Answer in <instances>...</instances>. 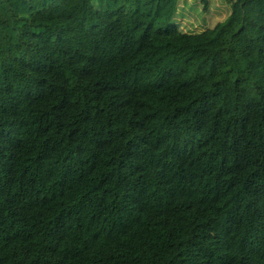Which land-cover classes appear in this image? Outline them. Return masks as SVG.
Instances as JSON below:
<instances>
[{
  "label": "trees",
  "instance_id": "trees-1",
  "mask_svg": "<svg viewBox=\"0 0 264 264\" xmlns=\"http://www.w3.org/2000/svg\"><path fill=\"white\" fill-rule=\"evenodd\" d=\"M179 5L0 0V264H264V0Z\"/></svg>",
  "mask_w": 264,
  "mask_h": 264
},
{
  "label": "rangeland",
  "instance_id": "rangeland-1",
  "mask_svg": "<svg viewBox=\"0 0 264 264\" xmlns=\"http://www.w3.org/2000/svg\"><path fill=\"white\" fill-rule=\"evenodd\" d=\"M235 0H180L175 23L184 32L200 33L215 27L232 12Z\"/></svg>",
  "mask_w": 264,
  "mask_h": 264
}]
</instances>
